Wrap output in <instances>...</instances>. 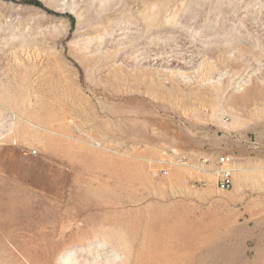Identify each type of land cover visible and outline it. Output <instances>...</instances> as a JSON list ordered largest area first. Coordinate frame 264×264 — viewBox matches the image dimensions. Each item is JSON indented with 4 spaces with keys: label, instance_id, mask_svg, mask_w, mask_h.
<instances>
[{
    "label": "rangeland",
    "instance_id": "1",
    "mask_svg": "<svg viewBox=\"0 0 264 264\" xmlns=\"http://www.w3.org/2000/svg\"><path fill=\"white\" fill-rule=\"evenodd\" d=\"M0 264H264V0H0Z\"/></svg>",
    "mask_w": 264,
    "mask_h": 264
},
{
    "label": "built area",
    "instance_id": "2",
    "mask_svg": "<svg viewBox=\"0 0 264 264\" xmlns=\"http://www.w3.org/2000/svg\"><path fill=\"white\" fill-rule=\"evenodd\" d=\"M232 156L223 153L216 158V166L213 170L214 181L217 187L222 189H229L232 185ZM160 171L164 174L167 173L168 168L163 167ZM158 173L155 172V175Z\"/></svg>",
    "mask_w": 264,
    "mask_h": 264
}]
</instances>
